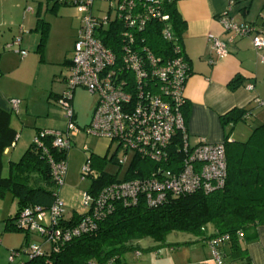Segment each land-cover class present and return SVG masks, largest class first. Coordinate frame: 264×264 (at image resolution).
<instances>
[{
    "label": "built area",
    "instance_id": "obj_1",
    "mask_svg": "<svg viewBox=\"0 0 264 264\" xmlns=\"http://www.w3.org/2000/svg\"><path fill=\"white\" fill-rule=\"evenodd\" d=\"M75 8L79 26L69 59V68L64 76L66 84L63 92L54 100L64 111L66 126L63 131L43 130L40 136H51L53 146L68 150L73 137L80 133L97 135L116 143V150L122 151L123 158H115L122 166L129 150L141 157L153 161L166 162L167 153L177 136L180 137L178 149L183 152L181 167L166 170L157 167L146 179H135L112 183L105 186L93 197L87 190L80 197L81 214L84 215L73 227L60 226L65 204L58 197L48 209L26 207L15 219V225L29 233H34L50 244V250H57L61 244L76 238L95 228L93 218L99 219L111 211V202L121 200L125 205H135L140 200L146 206L157 207L164 202L167 195H183L196 190L211 192L224 185L226 170L225 145L223 141L210 143L202 137L189 140L181 110L185 103L184 85L189 76L179 37L175 35L168 16L162 13L161 0H106L111 15L104 13L101 17L91 13L95 0H58ZM102 1V0H101ZM233 1H229V7ZM152 21L162 26L160 38L167 42L170 51L165 57L156 55L148 45L146 31ZM224 32H229L231 39L250 36L253 26L247 23H235L228 10L218 17ZM120 27L115 51L102 44L97 34L109 26ZM21 37L14 36L5 49L13 45L20 46ZM251 44L256 51L264 50V34L254 33ZM211 50L218 56L227 54L225 43L214 38ZM21 56L26 51L20 47ZM262 58V57H261ZM264 61V58H262ZM83 87L90 93L97 94V103L90 122L80 128L75 123L73 90ZM18 99H10L12 110L17 113ZM249 112L243 117L247 119ZM33 143L42 147L36 135ZM87 147L84 145L83 151ZM52 177L58 189L64 183L67 164L65 159L53 161L49 158ZM82 179L91 180L97 175L85 162L81 168ZM226 239H211L208 244L217 264H222L217 246ZM8 262H14L22 255L29 257L42 253L40 246L29 242L27 246L10 250ZM102 264H113L112 261Z\"/></svg>",
    "mask_w": 264,
    "mask_h": 264
},
{
    "label": "crops",
    "instance_id": "obj_2",
    "mask_svg": "<svg viewBox=\"0 0 264 264\" xmlns=\"http://www.w3.org/2000/svg\"><path fill=\"white\" fill-rule=\"evenodd\" d=\"M229 1L175 2L176 10L185 25L184 30L176 36L179 37L189 65L190 74L184 85L186 103L181 110L191 142H194L196 137H202L210 143H219L228 135L229 142L241 141L238 137L244 134H248V137L255 125L264 123V61H262L264 50L256 51L251 44V36L254 33L264 34V0H232L233 4L228 8ZM53 2L54 0H0V108L11 113L10 126L17 135L14 144L4 150L2 175L5 170L8 174L9 163L21 158L37 132V129L34 130L27 125L28 120H25L24 124L20 119L21 105L24 103L26 109H30L32 107L30 100L35 96H38V99L45 97L48 88L54 91V93L50 91L49 98L52 99L65 88L64 76L69 68L79 18L72 6L62 4L53 6ZM92 4L93 15L99 17L104 13L111 15L106 0H95ZM226 10L233 22L253 26L250 36H236L231 39L230 33L223 31L218 17ZM40 20L47 23V36L41 50L38 47ZM18 35L21 37L19 47L26 51L25 56L17 52L18 46L13 45L10 50L5 49L6 43ZM214 38L225 43L227 50L225 56L218 57L211 50L210 44ZM32 70L42 75V79L38 80L39 77L36 79L38 86L34 91L26 89L23 85V77ZM234 78L239 79L240 84L237 88L231 89L228 83ZM10 99L20 101L18 111L15 113L17 117H12ZM242 108L250 111L247 119L253 120L254 125L252 124L248 131L238 126L246 121L237 122L230 127L220 121V116L230 110ZM78 135L73 137V140ZM111 144L108 142L107 147ZM66 175L67 173L65 179ZM6 197L9 199L8 206L4 202ZM61 201L65 204L64 220L81 214V200L74 204L69 214L65 211L68 207L67 202L62 199ZM16 208L17 203L10 194H6L0 200V264H19L21 262L19 259L25 260V256L22 255L10 263L8 262L10 250L20 248L26 240L34 243L30 235L25 237L19 230L9 231L5 228V222L13 217ZM255 230V239L246 245L249 262L264 264V225ZM204 231H207L206 228ZM15 236H19L18 239H14ZM207 237L206 233L198 236L186 247L150 246L143 249L139 246L138 250L126 252L121 257L120 264H217Z\"/></svg>",
    "mask_w": 264,
    "mask_h": 264
},
{
    "label": "trees",
    "instance_id": "obj_3",
    "mask_svg": "<svg viewBox=\"0 0 264 264\" xmlns=\"http://www.w3.org/2000/svg\"><path fill=\"white\" fill-rule=\"evenodd\" d=\"M161 1L162 13L168 16L175 35L181 33L185 25L176 10V0ZM59 4L67 5L54 0L53 6ZM148 26L146 38L150 49L166 58L170 47L159 36L162 26L157 21H152ZM119 30L118 24L111 25L106 31L99 32L97 37L103 45L115 51L113 45L117 42ZM39 31L38 47L41 50L47 36V23L44 20L39 21ZM228 84L231 89H235L240 84L239 79L234 78ZM246 112L250 111L246 108L232 109L220 116V121L225 126H233L246 121L243 117ZM10 114L0 108V200L10 194L17 203L13 217L5 222V228L20 231L22 229L16 227L15 219L22 209L36 206L48 209L53 203L59 189L52 177L49 158L57 162L66 159L67 150L56 149L51 136H40L43 130H37L35 136H38L42 147L32 142L19 160L9 163L8 174L3 176L4 150L14 144L17 136L10 126ZM228 138L229 135L223 141L227 174L221 189L209 193L196 190L178 196L167 195L168 198L157 207H147L142 200L135 205L113 200L110 212L104 213L99 219L93 218L95 228L92 231L64 242L57 250H50V253L42 251L37 256L24 255L26 259L20 258L19 264H102L109 261L120 264L126 252L140 248L138 242L141 239H151L157 245L156 248L163 245L173 247L178 244L166 243V236L170 232L180 231L198 237L205 235L204 228L210 224L213 232L206 238L208 242L226 237L216 249L222 264H250L246 245L255 239V229L264 225V123L255 125L243 141L229 142ZM172 143L167 153L168 161L163 163L134 153L122 180L117 175L103 171L105 157L90 153L85 162L97 177L90 180L87 191L95 197L112 183L146 179L159 166L166 170L181 167L184 154L175 147L180 143V137L177 136ZM113 157L111 159L114 160ZM83 217L82 214L68 220L62 217L60 226L73 227ZM26 233L25 237L30 235L28 231ZM28 244L26 240L21 247Z\"/></svg>",
    "mask_w": 264,
    "mask_h": 264
},
{
    "label": "rangeland",
    "instance_id": "obj_4",
    "mask_svg": "<svg viewBox=\"0 0 264 264\" xmlns=\"http://www.w3.org/2000/svg\"><path fill=\"white\" fill-rule=\"evenodd\" d=\"M71 54V53H70ZM72 54L70 55V57ZM39 77V78H38ZM42 79V75L32 70L30 73L27 72L26 76L23 77L24 79V87L26 89H30L31 91H34V89L37 88L38 85H36V79ZM48 79V78H47ZM49 84V83H48ZM64 85L66 87V84L64 82ZM65 89V88H64ZM54 93L52 88H48L47 94L45 97H40L38 99V96H35V98L31 99V105L32 107L30 109H26V106L24 103L21 105L20 108V119L23 120L24 124L27 121V125L31 127L32 129L37 130H64L66 126V118L64 115V111L62 108H60L58 105L55 104L54 99L49 98L51 92ZM73 95L71 99V103L73 105L74 115H75V123L78 127L83 128V126L87 125L91 118L92 113L96 105L97 101V94L90 93L85 88L76 87L73 90ZM62 93V92H61ZM37 95V94H35ZM12 117H17L15 112H12ZM253 120L247 119L246 122L240 123L238 126L244 127L247 131L250 127H252ZM254 125V124H253ZM34 129V130H35ZM249 133V132H248ZM248 134H244L242 137H238V140H245L247 138ZM73 140V139H72ZM84 144L86 147L89 148L88 152L83 151ZM108 141L105 138H102L100 136L95 135H86L85 133L78 135L76 139L72 141L71 147L67 150V175L66 179L59 188V199L64 200L67 202L68 207L65 209L67 213L71 212V210L74 208V204L80 200V195L83 192H86L88 189L87 187L90 184V180L88 177L86 179H82L81 176V167L85 166V160L87 156L90 153L95 154L96 156L105 157V160H103V171L107 173H111L114 175H117L119 179L122 180L124 177V173L126 172V169L128 168L129 164L131 163V158L134 154V151L129 150L127 153V158L124 160V163L122 164V167H120L117 162H115L112 158L114 156L115 158H123L122 151L116 150V143L113 142L109 147ZM113 157V158H114ZM3 175H7V171L5 170L3 172ZM8 197L5 198L4 202L8 206ZM66 213V214H67ZM67 214V215H68ZM207 231H204L208 236L212 234V225H207L206 227ZM204 228V230H205ZM21 235L23 234L26 236V231L20 230ZM15 234V233H14ZM32 241H34V246H40L41 250L43 252L50 253V244L43 242V239H41L40 236H37L34 233H30ZM19 237V236H18ZM17 236L14 237V239H18ZM196 238L195 235L190 233H183L180 231H174L170 232L166 236V243L174 244L177 243V246H187L191 245V241ZM24 240V238H23ZM139 246L143 249H148L151 247H156L157 245L149 238H144L139 240ZM166 245H163L162 247H165ZM161 247V248H162ZM168 247V246H166ZM26 258V257H25Z\"/></svg>",
    "mask_w": 264,
    "mask_h": 264
}]
</instances>
